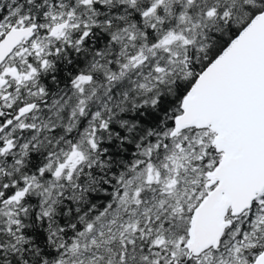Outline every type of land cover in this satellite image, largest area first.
<instances>
[{"label": "snow or ice", "instance_id": "snow-or-ice-1", "mask_svg": "<svg viewBox=\"0 0 264 264\" xmlns=\"http://www.w3.org/2000/svg\"><path fill=\"white\" fill-rule=\"evenodd\" d=\"M0 264H264V0H0Z\"/></svg>", "mask_w": 264, "mask_h": 264}]
</instances>
